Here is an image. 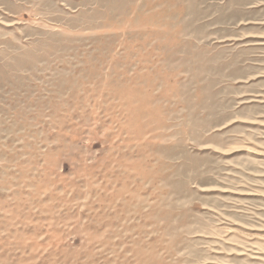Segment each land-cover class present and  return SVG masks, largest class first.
<instances>
[{
	"label": "rangeland",
	"instance_id": "obj_1",
	"mask_svg": "<svg viewBox=\"0 0 264 264\" xmlns=\"http://www.w3.org/2000/svg\"><path fill=\"white\" fill-rule=\"evenodd\" d=\"M0 264H264V0H0Z\"/></svg>",
	"mask_w": 264,
	"mask_h": 264
}]
</instances>
